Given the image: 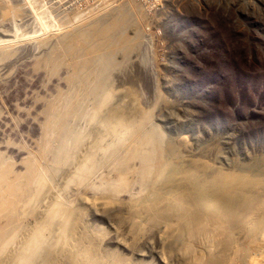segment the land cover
Segmentation results:
<instances>
[{
	"label": "rangeland",
	"instance_id": "374dc122",
	"mask_svg": "<svg viewBox=\"0 0 264 264\" xmlns=\"http://www.w3.org/2000/svg\"><path fill=\"white\" fill-rule=\"evenodd\" d=\"M73 42L71 53L66 45ZM92 61L101 63L107 79L89 87L92 77L85 88L87 82L78 75ZM102 101L106 104H97ZM111 104L144 119L142 130L155 131L148 160L157 167L153 171L176 150L174 159L196 166L200 174L264 175V0H0V167L21 172L26 158H35L37 163L32 162L42 166L48 181L49 170L66 159L60 177L49 180V190L74 204H81L84 193L98 198L86 209L85 222L102 226L104 248L132 257L129 262L191 264L187 255L180 257L163 241L161 224L147 228L145 223L142 236L134 238L129 223L121 221L122 201L113 204L122 206L116 211L111 204L105 208L104 194L95 188L114 175L120 162L137 167L136 158L123 163L141 150L135 149L140 146L135 123L129 128L122 123L117 133L126 132L122 142L113 134L98 146L83 187L66 182L86 150L82 147L92 141L94 117L99 121ZM59 143L70 152L62 149L55 156ZM138 190L137 182L119 197L140 195ZM0 222H6L3 216ZM250 242L240 253L241 264H250V259L264 264V230ZM204 245L202 235L191 241L195 255L205 256Z\"/></svg>",
	"mask_w": 264,
	"mask_h": 264
},
{
	"label": "bare ground",
	"instance_id": "6f19581e",
	"mask_svg": "<svg viewBox=\"0 0 264 264\" xmlns=\"http://www.w3.org/2000/svg\"><path fill=\"white\" fill-rule=\"evenodd\" d=\"M120 25L121 23H118L117 28ZM87 35L88 34H83L82 36L84 39H87ZM78 42H76L77 45ZM66 46L68 47L67 51L71 52L75 50L76 44L73 42L70 43L69 46ZM89 62L86 67L84 66L83 71H80L81 74L79 73L80 75H78L81 77L80 80L83 77L85 79V81H83L87 82L84 84L85 88L88 87V79H93L92 77L95 78L94 81L91 80L89 87H91L92 84L95 86L99 79L102 80L106 78L102 75L104 71L103 68L100 67L101 63ZM93 71H96L95 76H93ZM75 75H73V77H75ZM102 99L103 98H100V100ZM100 100L98 101L100 102ZM66 102L67 101H65V103ZM99 102L96 103L98 105L106 104V101H102V103ZM52 104L54 105V103ZM59 104H61V102ZM115 105L118 104L115 103ZM115 105L111 104L105 110V113L99 121L96 117L97 115H94L95 117L91 115L96 119L92 124V131L90 130L92 141L86 147H82V149L85 148L86 150L80 157V160L76 162L75 166V160H70L71 162L66 161L70 165L73 162L74 166V169L70 171L69 174L66 171L68 174V181L66 180V182L75 184L78 187H83L91 173V169L95 166L93 165L94 152L98 146L108 135L111 136L113 134L117 141L119 140L122 142L126 132L123 130L119 137H117L122 123L125 128H129L132 123H135L136 127L139 129L137 133L139 134L138 138L140 137V141L138 138L136 139V141H138L136 144L138 146L139 143L140 146L136 148L135 144L134 147L136 150H141L137 151L136 154L133 151V157L123 158V163L127 162L126 160H133L136 158L137 160L139 159L137 167H125L124 164L120 162L121 165L119 164V168L116 167L115 171H113L114 175L109 176L108 174L105 178L106 180L100 182V186L98 185L95 187L101 190L99 194H104L103 202L106 203L104 207L106 208V206L111 204L114 206L112 208L113 210L115 209L114 211L122 208V206L124 207L123 212L125 209V213L123 214L122 212L123 218L121 221L124 220L126 224L129 223L128 225L133 237L141 234L140 232L144 231V226H146V224L147 228L161 224L163 226L161 233H163L160 236L164 238L163 241L168 244L167 246H169L170 249L180 254V257L184 258V256L186 257L187 255L186 258L190 260L191 264H241V251L246 248L247 245H250V240L256 233H261L264 230V175L260 172H257L255 176L242 172H229L227 175H217L215 177L207 172L200 174L197 167L186 163L187 161L178 163L173 157V155H176V152H174L176 150L173 152L171 151L172 157L170 156L169 160L166 156L165 158L167 160L162 166L158 170L153 171L155 165H152L148 160L151 159L149 155L152 156L151 149L155 142V131L152 129L142 130L145 126L142 124L144 119L141 120V117H137L136 119V116L133 117L129 109H125L123 106L119 107L120 105ZM71 109L73 108H70V110ZM136 109L138 108L136 107ZM90 111L92 110L90 109ZM65 113L66 112H64V114ZM88 119L90 120L93 118L89 117ZM54 128H56V123ZM53 131H55V129ZM74 138H76V142L77 138L80 140V137ZM74 138L73 140H69L75 141ZM64 144H66V142ZM68 144L66 145L68 146ZM72 144L73 143H71V145ZM74 144L76 143L74 142ZM132 144L133 142L131 145ZM130 146L127 148L130 149ZM143 146H146V148L142 150ZM63 147L61 143L58 146L56 154L54 153L55 156L57 154L59 156V152L62 149V152H65V150L70 152ZM48 148L49 147L46 149ZM73 149L75 150V147ZM132 149L133 145L129 151L130 153ZM47 153H49V151ZM73 153L71 154L73 155ZM44 154L47 156L46 152ZM69 154L70 153H68V155ZM50 155H52V153ZM44 156H42V158H45ZM126 156H129V154ZM28 159L26 158L27 161L23 162L24 166L21 172L15 173L13 169H9L10 167L7 168L3 166L5 169H3L2 166L0 167L3 169H0V216H3L6 220L5 223L0 222V264H131L130 262L132 260L130 262L129 260L132 257L128 260L125 258V255H120L118 250V252H116L113 251L114 249L112 250V248L110 250L104 248L102 245L103 233L100 230L102 226L97 228L96 226L88 224L90 221H88V223L85 222L86 209L96 205L98 198H88L90 193H84L85 196L82 195L79 198L81 204L77 203L78 201L75 202L79 204L78 206L77 204L57 199L52 193V190H49L50 188L48 186L51 184H49V180L55 179L58 174L60 175L64 169L63 163L66 159H62V161H64L58 164L57 161L60 157L59 159L57 157V160H55V162H57V167L55 166V169H51V165L50 167L48 166L50 164L49 162L47 166L51 170H49L50 178L48 181L47 177L42 174V169H40L42 166L37 167L36 164L33 163L35 158H32V161L34 159L33 162ZM39 159H41V157ZM53 161L54 160H52L51 163L54 167L56 164H53ZM138 164H140L139 172L135 170L138 168ZM37 165L39 166V164ZM120 167H125L126 169H121ZM150 174H152V179H149ZM136 175L138 176L137 180ZM65 178L67 177L65 176ZM137 182L139 188L138 192H141L140 195L137 193V196L131 197L130 195L128 199L121 200L119 197L120 192H124L130 186L135 185V183L137 184ZM90 190H93V188ZM96 193L98 192L96 191ZM100 200L102 199H99V202ZM102 204H100L101 207ZM113 204H118V206L121 204L122 206L116 208L117 206ZM39 207L42 208L39 209ZM108 208L110 207L108 206ZM118 212H120V210ZM102 230L104 231V229ZM128 234H130V232ZM200 235H202V241L205 240L206 243V245L203 246L206 252L205 256L200 254L195 255L192 249L193 247H191L192 239L196 240ZM140 236H142V234ZM136 238L139 240V236H136ZM195 243L198 245V240L195 241L194 244ZM175 252L173 253L175 254ZM191 252L193 253L191 254ZM169 254L171 255V253ZM133 259H136V257ZM251 260L253 262L255 261L250 259V264L253 263ZM134 261L136 262L137 260H133V264H145L144 261H137L136 263Z\"/></svg>",
	"mask_w": 264,
	"mask_h": 264
}]
</instances>
